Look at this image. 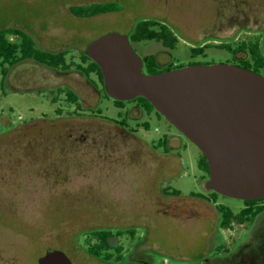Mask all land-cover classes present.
<instances>
[{"label":"rangeland","instance_id":"1","mask_svg":"<svg viewBox=\"0 0 264 264\" xmlns=\"http://www.w3.org/2000/svg\"><path fill=\"white\" fill-rule=\"evenodd\" d=\"M109 1L121 9L91 18L71 12L73 5ZM146 19L168 24L179 37L172 50L156 40L131 41L142 58L155 54L162 65L233 63L221 43L258 41L264 52V0H0V30H22L43 50H66L72 63L53 69L23 60L9 66L4 81L0 66V264H38L49 249L64 251L73 264H116L87 249L91 231L118 225L134 224L146 235L144 254L155 264H202L220 244L230 249L245 235L237 222L220 229L217 208L237 213L243 200L195 195L208 193L194 143L182 138L167 156L163 149L154 154L152 144L118 127L121 108L97 76L76 68L90 42L112 31L130 36ZM199 45L209 47L192 56ZM67 90L78 95L76 103ZM135 105L124 110L139 115ZM149 118L129 122L138 131L149 122L148 144L177 131L164 118ZM176 144L171 139V148ZM119 241L128 253L129 237Z\"/></svg>","mask_w":264,"mask_h":264},{"label":"water","instance_id":"2","mask_svg":"<svg viewBox=\"0 0 264 264\" xmlns=\"http://www.w3.org/2000/svg\"><path fill=\"white\" fill-rule=\"evenodd\" d=\"M107 94L145 97L206 156V188L239 200L264 198V74L243 66L196 63L146 73L127 34L112 31L86 47ZM39 264H73L49 249Z\"/></svg>","mask_w":264,"mask_h":264},{"label":"trees","instance_id":"3","mask_svg":"<svg viewBox=\"0 0 264 264\" xmlns=\"http://www.w3.org/2000/svg\"><path fill=\"white\" fill-rule=\"evenodd\" d=\"M120 9L121 7L119 3L109 1L73 5L71 7V12L73 13V15L80 18H91L101 14L119 11ZM10 34H14L18 39H10L8 37V35ZM129 37L130 40L134 42L156 40L158 42H161L164 47L171 50L176 48L179 42L178 35L168 24L152 19H146L138 22ZM208 47L209 45H199L192 47V56L197 57L200 55H204L205 49ZM219 47L231 54L232 62L234 64L264 74V52L258 41H243L240 43H236L235 45L232 43H221ZM238 51L247 52L249 57H236ZM67 54L68 52L66 50L52 52L37 48L32 37L22 30L2 29L0 30V66H2L1 81L5 80L9 66H13L27 59L33 60L42 65H46L53 69H69L72 66V63L67 62ZM143 61V70L146 73H156L174 69L177 67H182L173 62L167 65H162L157 55L155 54L145 55L143 57ZM196 63L202 62H194L190 64ZM76 68L85 77H89L92 74L96 75L102 85L105 96L108 98H112L106 92L101 67L98 65L97 62H95L88 56L86 48L84 49L81 55V63L78 64ZM67 99L73 103H76L78 101V95L72 90H67ZM113 101L118 107L121 108V110L118 111V117L120 119H114V121L119 124L127 125L126 122L128 120V111L127 109L124 110L126 103L137 104L149 116H155L158 119H166L145 97L140 96L128 101L113 99ZM143 125L146 129H149L150 127L148 121H144ZM170 125L173 126L176 130H178L173 124L170 123ZM201 156V168L204 169L208 175L210 172L208 160L203 153ZM174 193L178 195L180 192L176 190L174 191ZM213 194L215 196L221 195L214 190ZM243 202L244 207L237 213H235L229 207H226L224 205H217L220 214V227H228L231 225V223L234 222L241 224L247 220H253L255 215L262 209L260 203L264 202V198L255 200H243ZM90 234V236L94 240V243L91 244L87 249L89 255L95 259L109 260V258L112 257L113 254H110L105 258L104 253L106 250L113 248V245L109 239V236L112 234V230L98 229L91 231Z\"/></svg>","mask_w":264,"mask_h":264},{"label":"flooded vegetation","instance_id":"4","mask_svg":"<svg viewBox=\"0 0 264 264\" xmlns=\"http://www.w3.org/2000/svg\"><path fill=\"white\" fill-rule=\"evenodd\" d=\"M205 38L206 39L204 43H207L209 40L215 39V36L211 35V37L209 38L205 37ZM236 57L243 58V57H249V55L247 52L238 51ZM135 106L136 108L139 109L140 114L133 116L135 109L133 107L128 108L127 109L128 120L126 122L127 125H122L118 123L119 124L118 127L121 130L129 133L133 138L140 140V142H142V140L144 139L143 141L144 145L152 144V146H149L148 149H150L151 152H153L154 154L160 152V149L161 150L163 149L162 151H164V153H162V157L163 156L165 157L170 153L169 151L171 149L178 147L177 146L179 144L178 142H180L182 138H187L177 130L176 132L165 133L163 136L157 139V143H154L153 141L154 139H153L150 140L148 144L145 141L148 140V137L150 138V136L148 135L150 127L149 129L145 128L143 131H138L139 128H137L136 126L133 127L129 124V122L131 121H134L136 124L139 123L140 121L139 118L146 117L147 120L150 119L149 118L150 116L147 115V113L143 111L137 104ZM140 132H142L141 134L142 136L139 137L138 134ZM173 138L177 140V144L171 148V139ZM201 159L202 156H200L198 159V166L201 169L202 173L204 174H202L200 181L203 182V179H205L204 186L206 188V182L209 178L210 172L207 175L206 171L201 168V164H200ZM206 191L208 193L207 195L201 192L195 193V195L199 197H209V199L213 200V197H215V195L213 194V190H209L206 188ZM260 205L262 206V209L255 215L253 220H247L241 223V225L246 226L244 231L245 235L241 237V240L234 243L230 249L221 248L222 246L220 244L219 245L220 247L217 249L216 253L210 258H208L207 261L203 262L202 264H212L213 262L214 264H239L238 261H243L242 264H264V202H261ZM219 225H220V220H219ZM129 226L130 227L123 228L118 225V227L116 226V228L114 229H109L112 230V234L109 236V239L113 245V248L106 250L104 254H105V258L110 254H113V256L110 257L109 260L106 259H101V260L106 261L108 263L116 261V264H155L150 260V258H147L146 254H144L145 251L144 245L147 239L146 235L139 236L137 234V228H135V225L130 224ZM220 229H222V227H220ZM123 235H127L131 240V244H132L130 251L125 254H124V247L119 241ZM217 235H218V240H220V238L223 239L222 236L219 234V232L217 233Z\"/></svg>","mask_w":264,"mask_h":264}]
</instances>
